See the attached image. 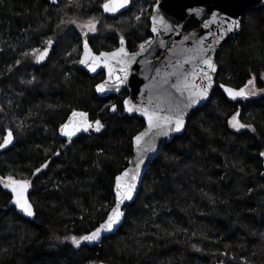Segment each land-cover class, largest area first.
<instances>
[{
  "label": "trees",
  "instance_id": "obj_1",
  "mask_svg": "<svg viewBox=\"0 0 264 264\" xmlns=\"http://www.w3.org/2000/svg\"><path fill=\"white\" fill-rule=\"evenodd\" d=\"M157 1L130 0L111 16L105 0H0V142L13 132L0 149V178L29 180L34 206L33 218L23 217L0 183V264H264V94L231 102L217 86L239 89L255 76L263 89L264 7L248 9L218 53L210 100L160 148L117 232L94 246L69 241L93 231L113 207L114 179L144 127L124 113L127 92L97 96L104 74L78 68L79 43L110 51L123 38L138 50L152 38ZM67 21L95 22L96 31L83 39ZM47 40L54 43L37 63L33 50ZM73 112L88 115L89 134L61 135ZM237 113L255 131L233 130L228 121Z\"/></svg>",
  "mask_w": 264,
  "mask_h": 264
},
{
  "label": "snow or ice",
  "instance_id": "obj_2",
  "mask_svg": "<svg viewBox=\"0 0 264 264\" xmlns=\"http://www.w3.org/2000/svg\"><path fill=\"white\" fill-rule=\"evenodd\" d=\"M52 4H56L57 0H50ZM130 3V0H105L101 5L105 13H110L115 15L120 13L121 9H125ZM155 14L151 16L152 20V32L154 34L161 31L165 32L172 31V28L167 23L165 18L161 17L156 10H153ZM192 12L199 14L202 12V9H192ZM137 20L140 19L139 16L136 17ZM213 22H218L219 24V36L216 42H219V39H223L228 33H231L240 28V21L232 19L230 17H218L217 13L212 14ZM63 24L64 22L61 21ZM73 23H75L73 21ZM82 27L89 28L92 32L96 31V25L89 21L88 24L83 25ZM207 27V25H205ZM87 36V33H84ZM52 40H47L46 44L48 47L44 48L42 54L36 59L37 63L42 62L48 55L49 48L53 45ZM146 43L151 46L153 41L147 40ZM121 47L113 52H102L99 56H95L90 48L88 40L85 39L83 43L84 55L78 62L81 65H84L89 72H96L97 68L103 67L108 70V80L102 84L96 86V92L104 93L110 90H119L120 85H122L128 78V70L132 63L136 61V56L145 53L148 49L145 48V44H140L139 53H129L126 51L125 41L123 38L120 40ZM203 45V41H201ZM211 46L208 49L201 48L200 51L202 55L199 56V63L204 65V69L201 70L197 79L201 83L196 84L194 81H189L185 77L182 83H177L173 85L177 97H172L170 94L163 98L157 97L155 100L150 95L148 98L147 104H141L137 106H129L130 102H124V109L128 113L139 112L147 121V131L141 132L139 135L134 137V145L137 151V161L135 168L131 171L126 170L115 178V206L112 208L111 212L107 214V218L97 227L95 230L90 233L80 236L71 237V242L77 248L84 242L95 243L98 242L102 235L105 233H112L118 229V226L121 224L123 217L125 216L124 211L122 210V205L125 201H131L133 199V191L136 187L135 181L140 175V166L144 164V157L150 151H156L155 141L161 136H168L172 133H180L185 128V117L187 115V110L193 108L195 105L199 104L200 101L205 100L209 97L210 89L213 86L212 74L217 71V66L213 62V59L208 55ZM40 51V49H34L33 53ZM187 62V61H186ZM19 64V61L16 62ZM120 66L118 71L116 66ZM206 69V70H205ZM193 75H196L193 73ZM264 79V75L261 77ZM35 79V78H33ZM206 81V83H205ZM33 81H27L28 84H31ZM220 87L223 89L224 93L227 94L228 98L233 101L238 99H248L252 95H256V77L252 76L247 80V84L239 89L228 87L224 84H221ZM264 91V90H260ZM117 110L116 105H113L111 108L112 112ZM73 116L86 117V113L83 112H73ZM239 113L233 115L229 119L228 124L233 129L239 131L241 129H250L255 131L251 124L242 123L240 121ZM103 125L99 120L95 121V130L99 132ZM92 128V124L86 119L83 124H73L70 126L69 123H65L60 127V133L71 138L78 131H89ZM147 138V139H146ZM13 143V132L11 130L7 131V134L3 136L2 142H0V149L7 148ZM142 144L144 145L142 147ZM59 155V153H56ZM264 156V152L260 154ZM44 165L43 167H46ZM40 168H37L35 173H39ZM0 183L3 184V187L11 192V204L26 217L34 216V206L30 202L27 193L31 186L29 180H17L11 176L7 178H0ZM195 247V246H194ZM199 251V249H196Z\"/></svg>",
  "mask_w": 264,
  "mask_h": 264
},
{
  "label": "water",
  "instance_id": "obj_3",
  "mask_svg": "<svg viewBox=\"0 0 264 264\" xmlns=\"http://www.w3.org/2000/svg\"><path fill=\"white\" fill-rule=\"evenodd\" d=\"M129 6L130 3L125 9H121L120 13H116L115 15L110 13L106 14L111 16L119 15L126 11ZM256 7H264V0H159L154 4L149 19L150 33L152 36L151 40L153 41V43L151 46L145 44V48L148 49V51L136 56V61L131 64L128 70L127 80L122 85H120L118 91L113 89L104 93L96 92V86L108 80V70L103 67L102 63L101 67L97 68L96 72H89L88 69L80 63H78V67L86 71L91 76H95L98 72L104 73V79L101 82L97 83L94 87L97 96L107 97L109 95H118L122 92H127L128 95L123 101L124 109V102L126 100L130 102L129 106L131 107L141 105L142 103L147 104L150 95L154 100L157 97L163 98L165 96H168L169 94L172 97H177L178 94L176 93L175 88H173V85L182 83L185 77H187L189 81H194L196 84L201 83V81L197 79V76H199L201 70L204 69V65L199 63V56L202 55L200 49L202 47L208 49L209 46H211V49L214 50H209L207 54L212 57L213 62L217 66V71L212 74L213 86L210 89L209 97L207 99L200 101L199 104L187 110V115L185 117L186 126L187 119L191 115V113L197 111L199 108L208 103L211 98L212 92L216 87V76L218 72L216 57L218 53L232 36L240 32L241 21L246 11L250 8ZM154 9L159 13L161 17L165 18L167 23L172 28V31L165 32L161 29V31L156 34L152 32L151 16L155 14L153 11ZM192 9H202L203 11L199 14H196L191 11ZM213 13H217L218 17H230L232 19L239 20L240 28L231 33H228L223 37V39H219V42L217 43L216 40L219 36V24L218 22H213ZM190 22H196L198 26L191 30H185L186 25ZM205 25H207V27H205ZM201 41H203V45L201 44ZM123 46L129 53L140 52V48L136 51L130 52L126 47V44H124ZM119 47H121V44L116 49L105 52L116 51ZM90 50L95 56H99L100 53H102H95L91 48ZM83 55L84 48L80 59L83 58ZM119 67L120 66L118 65L116 66L117 71ZM193 73H195L196 75H193ZM220 85L221 84H218L217 86L223 92L227 100L233 102V100L228 98L227 94L224 93ZM124 113L129 116L136 115L138 118L142 119L144 122V127L132 137L131 157L128 160L126 168H124L118 175L126 170L131 171L135 168L137 161V151L134 145V137L139 135L141 132L147 131L148 128L146 119L139 112L128 113L124 109ZM184 129L180 133H172L168 136H161L156 139V151H150L145 155L144 164L140 166V175L134 182L136 187L133 191V199L131 201H125L124 205H122L123 211L126 204H131L134 201L142 184L145 173L151 163L157 157L160 148L172 141L175 136L182 135ZM143 146L144 145L142 144V147ZM114 188L115 179L113 185V194L115 201ZM114 206L115 203L113 207ZM112 208L108 213L111 212ZM20 214L23 217H26L22 213ZM26 218L32 219L33 217ZM106 218L107 216L105 217V219ZM124 218L125 216L123 217L121 224L118 226V229L123 224ZM117 230L112 233L103 234L98 242L89 243V246H94L100 243L103 238L116 233ZM90 264L104 263L94 261Z\"/></svg>",
  "mask_w": 264,
  "mask_h": 264
},
{
  "label": "flooded vegetation",
  "instance_id": "obj_4",
  "mask_svg": "<svg viewBox=\"0 0 264 264\" xmlns=\"http://www.w3.org/2000/svg\"><path fill=\"white\" fill-rule=\"evenodd\" d=\"M151 11H152V9H151ZM83 43H84V40H82L80 43H79V45H80V53H79V59H78V61L80 60V56H81V54H82V52H83ZM89 43V42H88ZM120 45V40H119V42L117 43V45L112 49V50H114V49H116L118 46ZM89 47L92 49V51L93 52H95L94 51V49H93V47H92V45L89 43ZM112 50H110V51H112ZM100 52H105V51H100ZM95 53H99V52H95ZM42 54V51L38 54V57L40 56ZM79 63V62H78ZM78 63H77V65H78ZM79 68V67H78ZM84 71V70H83ZM84 72H86V71H84ZM87 73V72H86ZM100 73H103V72H98L96 75H98V74H100ZM88 74V73H87ZM104 74V73H103ZM89 75V74H88ZM95 75V76H96ZM104 79V76H103V78L99 81V82H101L102 80ZM98 82V83H99ZM239 100V99H238ZM87 120L88 122H89V120H88V115H86V117H80V116H73V115H71V117L70 118H68L67 120H66V122L65 123H69L70 124V126L71 125H73V124H83V122H84V120ZM91 123V122H90ZM92 130V128L89 130V131H87V132H85V131H83V130H81V131H78L74 136H72L71 138H74V137H77V136H79V135H82V134H89L90 133V131ZM62 135V134H61ZM63 136V135H62ZM65 137V136H64ZM65 138H69V137H65Z\"/></svg>",
  "mask_w": 264,
  "mask_h": 264
},
{
  "label": "rangeland",
  "instance_id": "obj_5",
  "mask_svg": "<svg viewBox=\"0 0 264 264\" xmlns=\"http://www.w3.org/2000/svg\"><path fill=\"white\" fill-rule=\"evenodd\" d=\"M154 6V5H153ZM153 6L151 7V9L153 8ZM75 23H73V21H67L66 22V25L67 26H69V25H71V26H73L74 27V29H76V30H78V32L82 35V37H83V39H85L86 37H89V36H91V35H93L95 32H92L89 28H85V27H82L83 25H86V24H88L89 22H81V21H74ZM92 23H94L95 25H96V23L95 22H92ZM84 33H87V36H85L84 35ZM35 49H39V48H35ZM41 49V48H40ZM41 51H37V53L36 54H39ZM262 75H264V73L262 74ZM262 77V76H261ZM262 79V78H261ZM262 81H263V89H261V90H264V79H262ZM259 94H264V91H260V90H258L257 89V92H256V95H252V96H257V95H259ZM232 128V127H231ZM93 129L95 130V125L93 126ZM233 129V128H232ZM247 128H245V129H241V130H239V131H242V130H246ZM233 130H235V129H233ZM96 131V130H95ZM237 131V130H236ZM71 240V238L69 239V241Z\"/></svg>",
  "mask_w": 264,
  "mask_h": 264
}]
</instances>
